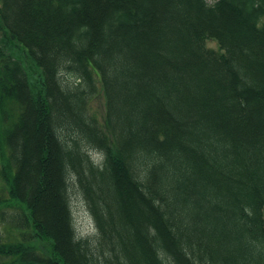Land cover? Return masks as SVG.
<instances>
[{
  "label": "trees",
  "instance_id": "1",
  "mask_svg": "<svg viewBox=\"0 0 264 264\" xmlns=\"http://www.w3.org/2000/svg\"><path fill=\"white\" fill-rule=\"evenodd\" d=\"M0 179V264H264V0H0Z\"/></svg>",
  "mask_w": 264,
  "mask_h": 264
},
{
  "label": "rangeland",
  "instance_id": "2",
  "mask_svg": "<svg viewBox=\"0 0 264 264\" xmlns=\"http://www.w3.org/2000/svg\"><path fill=\"white\" fill-rule=\"evenodd\" d=\"M208 1L213 2L214 0H208ZM208 46L214 49L218 48V44L213 40L208 41ZM104 105H105L104 95L102 93L101 87L99 86L97 95L94 96L92 101L90 102V110L93 114L96 115V117L102 119L104 112ZM95 157H97V155ZM1 184H2V180L0 179V188L2 187ZM15 208H16L15 206H11L10 209L7 210L14 211ZM72 210H73L77 232L80 234H95L96 228L94 221L87 210V207L85 205V202L83 201L81 194L76 189L72 192ZM7 217L8 216L3 217L2 213L0 212V225L2 226V228L6 230H9V226H10L12 228L11 233H13L15 227L11 224L10 220L7 219ZM5 235L6 238H8L9 234L6 233Z\"/></svg>",
  "mask_w": 264,
  "mask_h": 264
}]
</instances>
